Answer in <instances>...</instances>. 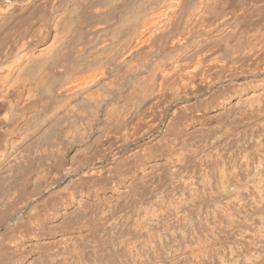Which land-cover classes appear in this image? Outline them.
Returning <instances> with one entry per match:
<instances>
[{
    "label": "bare ground",
    "instance_id": "obj_1",
    "mask_svg": "<svg viewBox=\"0 0 264 264\" xmlns=\"http://www.w3.org/2000/svg\"><path fill=\"white\" fill-rule=\"evenodd\" d=\"M260 115L264 0H0L1 252L19 246L26 216L38 231L80 215L88 198L69 177L116 175L110 195L128 199L185 166L225 193L227 166L259 158ZM36 237L45 264L52 239Z\"/></svg>",
    "mask_w": 264,
    "mask_h": 264
},
{
    "label": "rangeland",
    "instance_id": "obj_2",
    "mask_svg": "<svg viewBox=\"0 0 264 264\" xmlns=\"http://www.w3.org/2000/svg\"><path fill=\"white\" fill-rule=\"evenodd\" d=\"M262 115L258 121L257 133L258 138L264 141V126L263 129L260 128L264 123ZM213 129L216 131L213 127L207 131L211 132ZM256 151H259L255 152V158L259 157L255 159L257 161L254 160L252 166H238V174L236 171L234 173L233 166H227L228 179L226 182L223 180L228 185H225V193L224 190H217L220 187L219 180H190L192 169L188 171L185 168L186 171L183 172L185 166L179 170L183 174L180 172L179 175L176 174L177 177L169 173L168 176L162 175L167 180H162V177L160 180L158 177L155 178L157 180H145L143 185L135 184L137 186L134 185L130 190L135 187L138 192L133 190L131 194L129 190L132 196L128 195V199L127 196L117 198L118 193L114 194V198L111 197L113 180L110 179L117 178L116 175L112 177L100 174L96 180H72L77 176L69 177L62 185L73 181V189L84 193L88 198V203L81 210L82 214L76 216L74 213L71 217L69 213L63 223L60 216H47L46 219L43 218L45 224L40 227L39 232L27 221L26 216L16 232L21 244L16 248L5 247V252H1L3 244L0 247V263L10 264L13 261L16 264H34L41 258V253L40 250L36 251L39 246L34 247L29 240L37 236L36 238H43L42 241L45 238L48 241L52 239L50 244H41L45 247L47 245L45 250L50 254L46 253L47 263L45 259H41L45 264H264V145H260ZM260 159L262 162L258 163ZM130 163L124 164L125 170L121 171L133 172L136 166L134 161L131 160ZM115 181L119 182L121 189L127 188L125 180ZM259 185L263 188L261 193L256 190ZM68 191L65 188L63 192H57L55 197L46 202L47 206L44 205L47 209H56L63 202L61 196ZM45 210L46 208L39 206L34 212H41L39 216L43 217ZM45 250L43 249L44 252ZM96 253H100L101 258L97 256L99 259H95L98 255ZM37 262L39 264L40 259Z\"/></svg>",
    "mask_w": 264,
    "mask_h": 264
}]
</instances>
